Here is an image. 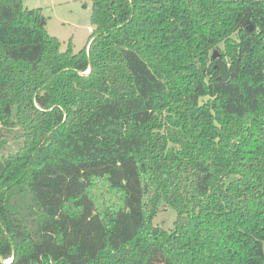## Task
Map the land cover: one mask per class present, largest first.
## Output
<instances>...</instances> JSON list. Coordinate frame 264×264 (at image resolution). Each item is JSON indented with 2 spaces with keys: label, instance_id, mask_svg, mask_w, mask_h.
I'll return each mask as SVG.
<instances>
[{
  "label": "trees",
  "instance_id": "1",
  "mask_svg": "<svg viewBox=\"0 0 264 264\" xmlns=\"http://www.w3.org/2000/svg\"><path fill=\"white\" fill-rule=\"evenodd\" d=\"M42 18L0 0V264H264V0Z\"/></svg>",
  "mask_w": 264,
  "mask_h": 264
},
{
  "label": "rangeland",
  "instance_id": "2",
  "mask_svg": "<svg viewBox=\"0 0 264 264\" xmlns=\"http://www.w3.org/2000/svg\"><path fill=\"white\" fill-rule=\"evenodd\" d=\"M27 8H42L46 27L51 35L61 41L66 50L72 41L74 51L82 49L92 34V0H23ZM223 47V44H221ZM177 213L174 208L162 205L154 222L173 229Z\"/></svg>",
  "mask_w": 264,
  "mask_h": 264
},
{
  "label": "water",
  "instance_id": "3",
  "mask_svg": "<svg viewBox=\"0 0 264 264\" xmlns=\"http://www.w3.org/2000/svg\"><path fill=\"white\" fill-rule=\"evenodd\" d=\"M42 22H46L45 18H42ZM250 28L253 29V25H250ZM212 58L216 59V64L221 71V78L227 81L230 78V71L228 69V64L222 58L221 53L218 48H215L212 53Z\"/></svg>",
  "mask_w": 264,
  "mask_h": 264
}]
</instances>
